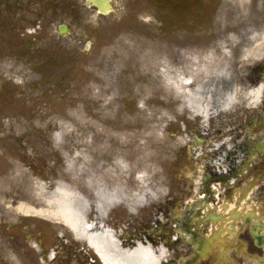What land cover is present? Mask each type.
Masks as SVG:
<instances>
[{
  "label": "rangeland",
  "instance_id": "374dc122",
  "mask_svg": "<svg viewBox=\"0 0 264 264\" xmlns=\"http://www.w3.org/2000/svg\"><path fill=\"white\" fill-rule=\"evenodd\" d=\"M111 5L102 18L85 11L88 22L57 33L59 45L20 36L19 47L10 26L0 30V264H90L85 251L98 260L65 225L23 211L42 209L37 182L47 196L64 183L93 205L98 193L117 195L103 227L133 233L132 212L163 196L158 181L212 163L200 125L217 124L227 86L264 57V0ZM201 149L207 158L196 157ZM259 208L264 215L263 200Z\"/></svg>",
  "mask_w": 264,
  "mask_h": 264
},
{
  "label": "flooded vegetation",
  "instance_id": "af4514ba",
  "mask_svg": "<svg viewBox=\"0 0 264 264\" xmlns=\"http://www.w3.org/2000/svg\"><path fill=\"white\" fill-rule=\"evenodd\" d=\"M81 1L0 0V30L10 26L8 34L17 33L19 47L20 36L59 45L57 33L65 37L72 23L88 22L85 11L91 10L97 18L106 16L91 0ZM30 28L33 31L27 33ZM182 34L178 31L179 39ZM227 87L234 99L213 117L217 124L200 125L204 143L211 146L212 163L199 165V174H170L158 181L163 196L145 197L141 208L132 212L133 233L121 237L125 244L163 248L159 264H264L263 212L231 207L233 200H243L241 192L253 182L258 183L254 198L264 201V57ZM221 113H226L224 121ZM200 156L208 157L202 149L196 154ZM181 163L175 160L173 170L182 171ZM245 182L249 184L244 186ZM151 185L153 181L152 190L156 184ZM253 233L262 239L261 246H256ZM90 264L97 263L90 260Z\"/></svg>",
  "mask_w": 264,
  "mask_h": 264
},
{
  "label": "bare ground",
  "instance_id": "6f19581e",
  "mask_svg": "<svg viewBox=\"0 0 264 264\" xmlns=\"http://www.w3.org/2000/svg\"><path fill=\"white\" fill-rule=\"evenodd\" d=\"M189 78L184 80V85L192 84ZM259 97L257 92L255 97ZM231 96L228 100L233 101ZM189 101V100H188ZM188 108L197 116L206 121L209 117L208 112L201 105L191 101L187 104ZM119 165H123L121 162ZM143 177H140L142 181ZM144 180V179H143ZM87 186L92 188L91 179ZM35 200L42 209L25 205L23 211L30 217H41L45 220L60 222L74 234L76 239L86 243L90 249L98 255L104 264H158L164 256L163 250H156L151 245L139 243L135 247H125L115 236L113 231L103 227L108 212L119 203L117 195L97 194V202L93 205L91 201L84 198L69 188L64 183H59L54 190L47 196V187L42 183H36ZM94 213L99 220L90 219Z\"/></svg>",
  "mask_w": 264,
  "mask_h": 264
},
{
  "label": "water",
  "instance_id": "95a60500",
  "mask_svg": "<svg viewBox=\"0 0 264 264\" xmlns=\"http://www.w3.org/2000/svg\"><path fill=\"white\" fill-rule=\"evenodd\" d=\"M255 238L258 240V237L255 235Z\"/></svg>",
  "mask_w": 264,
  "mask_h": 264
}]
</instances>
